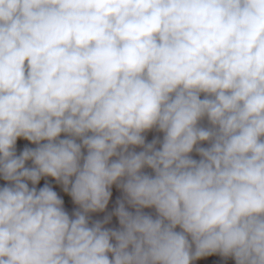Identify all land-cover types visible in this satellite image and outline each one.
Wrapping results in <instances>:
<instances>
[{
  "label": "clouds",
  "instance_id": "9594fccd",
  "mask_svg": "<svg viewBox=\"0 0 264 264\" xmlns=\"http://www.w3.org/2000/svg\"><path fill=\"white\" fill-rule=\"evenodd\" d=\"M0 181V264H264V0H0Z\"/></svg>",
  "mask_w": 264,
  "mask_h": 264
},
{
  "label": "rangeland",
  "instance_id": "374dc122",
  "mask_svg": "<svg viewBox=\"0 0 264 264\" xmlns=\"http://www.w3.org/2000/svg\"><path fill=\"white\" fill-rule=\"evenodd\" d=\"M156 135H161L162 134H159V133H148L147 134V138L148 140L150 141L154 136ZM27 143L26 141H18V144H25ZM29 146H32L34 147V145H29ZM195 156V154H193ZM198 158V157H196ZM3 182L0 181V184H2ZM43 184V181L41 182V186ZM53 187L55 188V190L58 191V193L62 196V198L65 200V210L69 212V214L71 215L72 212L76 209V205H74L72 202H71V198L69 196H67V194H64L62 192V190L56 186L53 182ZM121 193L115 189V187L113 188V198L112 200H110L109 202V206H108V209L106 210V212L104 213H92L90 214V216L92 217L93 220H96V219H103V217L108 213V212H111L114 207L116 206L115 204V200L118 196H120ZM131 210V209H130ZM146 212H151L154 214V210L153 209H145ZM106 227H111V228H118L119 227V224H118V220L116 217H113L112 221L106 225ZM211 258V261H209L208 257H204V258H201L200 260H197L194 262V264H235V261L232 259V258H228V259H225L219 255H212V256H209ZM224 261V262H222ZM229 262V263H228Z\"/></svg>",
  "mask_w": 264,
  "mask_h": 264
},
{
  "label": "crops",
  "instance_id": "0c3cea01",
  "mask_svg": "<svg viewBox=\"0 0 264 264\" xmlns=\"http://www.w3.org/2000/svg\"><path fill=\"white\" fill-rule=\"evenodd\" d=\"M151 133H154V132H151ZM208 259H209V261H211V258L210 257H208ZM222 262H224V261H222ZM229 263V262H228ZM227 264V263H226Z\"/></svg>",
  "mask_w": 264,
  "mask_h": 264
},
{
  "label": "trees",
  "instance_id": "16d2710c",
  "mask_svg": "<svg viewBox=\"0 0 264 264\" xmlns=\"http://www.w3.org/2000/svg\"><path fill=\"white\" fill-rule=\"evenodd\" d=\"M146 171H150V170H146Z\"/></svg>",
  "mask_w": 264,
  "mask_h": 264
}]
</instances>
